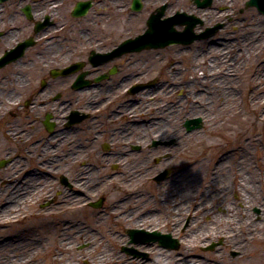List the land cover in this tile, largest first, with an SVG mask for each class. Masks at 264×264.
I'll return each mask as SVG.
<instances>
[{
    "label": "rangeland",
    "instance_id": "374dc122",
    "mask_svg": "<svg viewBox=\"0 0 264 264\" xmlns=\"http://www.w3.org/2000/svg\"><path fill=\"white\" fill-rule=\"evenodd\" d=\"M169 1L178 3L174 5L175 7L179 6L178 11L199 16L201 24L194 28L196 33L203 32L206 28L215 27V25H219V27L208 37L195 40L187 46L172 45L163 49L130 53L131 58L128 61L131 65L122 62L123 57H129L124 54L119 60L123 71L112 75L110 78L120 81L131 71L134 75L130 77L131 79L129 78V82L135 84L150 83L148 87L144 88L145 91L152 93V95H145L148 98L146 99L147 104L143 103L145 101H142L137 93L136 96L134 94L129 95L130 102L134 101L136 115L139 117L136 128L141 126L144 120L155 124L157 120L161 119L159 121L162 128L168 131L169 127H172L178 135L184 136L186 134V136L179 140V147H177L176 142L174 144L171 139H167L168 135H165L167 140L158 142L153 146L150 137H148L149 135H146L144 140L140 139L141 141H138L135 140L138 134L135 135V131H132L129 134H133L134 139L131 135L129 140L125 142H132L131 144L134 145L133 141H135L140 147L136 145V148L131 147L133 148L131 150L128 143L118 139L120 143L116 149L120 153V159L117 164L118 168L112 169L103 161L97 160L102 154V149L99 147L100 141L93 142L90 140V135H87V141H82V145L85 147V154L89 153V155L78 160V162H71L70 160L64 161L63 152L57 151L55 161L57 170L55 173L51 172L52 177L41 176L38 187L36 186L37 188L35 187L33 191L25 192L26 189H24L23 195L25 197L18 194L14 184L10 187L6 184L7 181L12 182L15 180L14 172L1 169L0 211L2 206L9 202L14 204L15 207L11 211H6L3 215L0 214V235L12 236L19 234L18 236L25 237L28 240L29 238L38 239L40 242L37 247L34 245L30 250L26 248L27 251L37 248L33 264H43L51 259L53 253L50 254L49 251L56 248L51 243L53 237L55 240L56 237L71 238L72 244L69 250L62 251L61 254L55 253V257L65 264L73 262V260H76V263L79 264H90V262L99 264L97 263V257L100 253L107 254L111 258L118 256L129 259L135 258L150 264L164 261L171 263L175 258L180 260L181 256L187 253L193 259L205 261L209 264H264L263 245H256L254 242H246L241 248L234 249L227 244L225 245L224 240L220 238L208 241L205 244H198L195 248L186 250L188 246L184 238L181 239L172 234L171 237L176 238L178 244L175 249H167L161 248L155 242L133 244L129 242V237L125 232L127 229H139L140 227L143 230L170 233L169 231L174 226L172 218L179 215L182 218L179 220L181 222L179 228L184 229L192 216H188L187 213L181 215V210L186 209L191 212L200 202L206 201L207 205L203 206L199 212L209 210V213L194 216L201 223L203 229L204 227H216L215 223L220 225L221 220H223V227L221 226L220 230L230 229L229 225H232L234 232L239 233V227L235 224L236 218L230 224L229 214H226L222 206L217 205L216 202L224 197L235 212H239L242 208L233 191L235 184H232L233 180L227 173L229 164L233 162L237 165L239 163L237 161L240 160L238 158L239 153L232 154L228 151L232 147L237 148L240 145L244 151L243 158L240 160L241 172L247 177L248 188L254 189L260 201L264 200V190L262 183L260 184L261 178L264 177V171L257 165L259 156L264 155V107L259 108L263 119L257 120L258 113L255 111L257 107L251 106L250 97L253 93L249 92V84H252L251 82L255 83L257 78L261 81V75H264V46L261 47L258 54L254 53V55L247 51H253V49L249 47L247 49L246 47L245 61L242 63L241 68L232 74L235 75L234 78L231 75V78L224 81L229 84L226 85V90H222V92L231 93V87H235L237 90V106L234 107V112L238 111L240 113L239 117L245 120L241 139H237L235 136L233 139H229L226 126L230 124L229 121L234 112H231L230 102L225 107L222 106V101L218 100L214 91L217 84L214 79L217 75H220L221 70L226 65L223 64L217 68L214 64L213 67L212 55L206 54L207 48L213 46L209 44L216 40L218 42L227 40L231 44H245V46H248L253 37L251 36L252 32L257 29H263L264 31V18L255 8L244 6L247 0H214L209 9H200V13L188 11L191 4L189 0ZM153 7L151 6L134 14L131 17L130 26L126 21L127 16L121 15V18L117 16L118 20H115L114 25L110 26L114 29L115 35L108 31L106 16H101L97 27L102 30H98V32L102 33L103 31V35L107 37V40L110 41L112 38L115 41L114 43L121 42L127 36L137 35L144 29V22L149 16V12L154 10ZM193 8H195L194 5ZM221 12L227 14L224 17L222 15L216 17V13ZM90 27L92 28V26ZM176 28L181 30V27ZM107 40L105 39V42ZM224 54L225 52L221 53V55ZM226 57H229V53ZM171 64H174L173 69L170 68ZM256 64H259V66H256ZM208 76H211V78L200 83L201 77ZM14 81L13 77H9L8 92L14 85ZM126 81H128L127 78L124 83ZM56 82H58L56 94L59 93V97H57L55 103H52L53 100L50 99L45 107H56L57 110H62L61 103L85 105V100L88 97L80 98L79 95L71 93L74 91L68 89V86L61 89L59 80ZM124 83L115 86V90L110 95L112 99L115 98V94L122 93L125 87ZM224 86L225 84L222 83L221 89H224ZM166 87H170L167 91H171L173 94L172 108L170 104H166L167 99H170L169 96L164 94H162L164 98L159 96ZM175 87H179V89ZM19 91L6 92L4 98L1 99L2 107H13L12 102L7 101L19 100L17 96ZM26 98V93H23L20 99L24 100ZM124 99L125 96L122 99L123 105ZM159 99H161V103L166 104V107H158L162 105L158 102ZM199 104H201V107H199ZM146 106L156 107L153 110L154 113L150 112L145 117L138 115ZM187 107H194L199 109L202 114L207 115V119L203 117L204 121L201 123V127H194L195 125L190 124L193 128L191 131H186L184 122L191 119L189 118L190 115L186 114L189 113L186 111ZM169 109L173 110L172 116L169 115ZM6 128L5 120H0V141L5 135ZM154 138L155 136H151V139ZM230 140H233V144ZM124 144L127 147L123 149ZM224 154L228 158L221 163V167L226 178L220 177L219 179L222 182L221 191L222 188L225 190L222 197H212V193L214 194L215 191L214 188L213 190L208 188L207 180L211 178L214 169L218 168L216 164L225 158ZM94 155L97 157H94ZM229 157L232 161H228ZM67 163L69 165L65 166L64 164ZM134 166H139L141 171L135 172L132 170L135 176L128 178L125 171L132 169ZM66 168H70V172L66 173ZM164 169L169 170L167 177L160 181H154L152 178ZM181 173L183 176L180 180L177 175ZM80 174H83L81 178L84 181L78 185L79 188L72 186L69 188V186L60 182L61 176L65 177L68 183L71 178ZM250 175L254 180L249 178ZM120 185H123L124 188L120 189ZM170 185L175 188H171ZM4 187L7 188L3 196ZM14 188L17 193L8 198L7 196ZM169 192L178 195L175 198V204L170 199L165 198L169 195ZM76 193L80 195L72 196ZM99 199H101V205L98 208L89 206L90 203ZM180 201L184 203L183 206L180 205ZM249 212L256 217L260 210L253 203ZM130 215H132L133 220H127ZM142 215L144 216L141 218L142 223L135 225L134 218L142 217ZM77 231L81 233V236L87 235L92 240L75 241L73 234ZM71 235L72 237H70ZM212 243L216 244L214 248H210ZM149 247L153 248L154 251H150ZM128 248H133L134 253L124 251V249L129 251ZM101 263L111 264L110 261H102ZM124 263L123 261L120 262V264Z\"/></svg>",
    "mask_w": 264,
    "mask_h": 264
},
{
    "label": "flooded vegetation",
    "instance_id": "af4514ba",
    "mask_svg": "<svg viewBox=\"0 0 264 264\" xmlns=\"http://www.w3.org/2000/svg\"><path fill=\"white\" fill-rule=\"evenodd\" d=\"M78 1L90 2V8L81 17L72 15ZM132 1H0V120H5L7 125L5 135L0 141V159L5 160L3 170L14 172L16 181L11 183L15 185L20 196L24 189L33 191L41 174L52 177L51 172L55 173L57 170V151L63 152L64 161L78 162L87 157L89 153L85 154V147L82 145V141H87V135H90L93 142L100 141L98 144L102 154L99 160L103 161L101 158L107 155L108 166L112 169L114 165L109 158L119 156L117 142L120 139L128 141L131 135L134 139L133 134H127L126 128L129 124L133 127L136 125V107H115L116 101L110 97L115 86L123 84L121 81L115 82L105 100L98 99L90 107L61 103L62 110H57L56 107H38L37 103L34 104L35 95L45 93V90L53 100L52 103L56 102L59 97V93L56 94L57 80L61 89L68 86V89L76 92L73 85L83 86L78 91L90 89V85H108L112 75L123 71L119 60L124 54H114L119 43H114L112 38H108V41L103 31L98 32L102 29L97 24L99 17L106 16L108 31L115 35L110 26L118 20L115 16L119 10L128 7L130 24L131 17L137 14L131 8ZM176 3L169 0H141V11L151 6H154V10L163 6L166 11ZM109 16L114 17L112 24L108 22ZM126 56L129 57H123L122 60L131 58L130 54ZM113 70L116 71L115 74ZM9 77H13L15 81L8 92ZM78 78H81V83H76ZM15 90H20L17 95L19 100H12L13 107H2L1 99L4 94ZM23 93H26L27 98L21 100ZM122 94L124 95L123 91ZM130 108L133 112L129 111ZM65 171L70 172V168ZM66 186L71 188V180L66 182Z\"/></svg>",
    "mask_w": 264,
    "mask_h": 264
},
{
    "label": "bare ground",
    "instance_id": "6f19581e",
    "mask_svg": "<svg viewBox=\"0 0 264 264\" xmlns=\"http://www.w3.org/2000/svg\"><path fill=\"white\" fill-rule=\"evenodd\" d=\"M158 1L159 0H155V2H158ZM176 10H178V9H177V7L174 6L169 11L166 10L165 12H167V14L169 15V14H172ZM188 11L192 12V13L194 11L197 13H200V11L193 8L192 4H190ZM127 12H128V7L119 10L118 14H116V15L119 18H121L120 17L121 15L127 16L126 21L129 23L128 26H130V16L127 14ZM226 14L227 13H224V12L216 13V17L220 16V15H222L224 17ZM117 16H115L116 19H118ZM108 22L112 24L114 22V17L109 16ZM168 29H169V26L164 24V26L161 27V33L165 34L166 32H170V31H166ZM126 31H128V30H126ZM251 36H253V37H252V40L248 43V46H245V44H231L227 40H222L221 42H218L216 40L212 44H209V45H213V46H209L206 50V54L208 53V54L212 55L211 57L213 58L212 59L213 67H214V64L216 65L217 68L223 64L226 65V67L221 70L220 75H217L216 78L214 79L217 83L214 91L217 95L218 100L222 101V106L225 107L230 102L229 107H232V111L230 110L231 112H234V107L237 106L236 105L237 104L236 96L238 94L236 93L237 90L235 87L230 88L231 93L222 92V90H226V85L229 84V83H225L224 81L228 78H231V75L236 73L241 68L242 63L245 61L244 54H245L247 49H249V48L253 49V51L252 50H247V51L251 55H254V53L258 54L261 47L264 46V31H263V29L262 30L257 29L256 31L251 33ZM148 40H151L152 42L159 41L160 40V34H158L157 32H152L148 36ZM246 47H247V49H246ZM126 51L127 50L125 48H123V52H126ZM224 52H225V54L221 55V53H224ZM227 53H229V57H226ZM126 55H129V54H126ZM122 62L126 63L127 65H131V63L128 60H122ZM228 65H231V66H228ZM120 66H121V63H120ZM173 66H174V64H171L170 68L173 69ZM256 66H259V64H256ZM112 72L114 74L116 73L115 70H113ZM133 75H134V73L129 71V74L127 77L128 81H126V83H124L125 78H123V79L121 78V80H120L125 85V87L123 88V93L125 95V99H124L125 100L124 101L125 107H134L133 103L130 102L131 99H129V95L131 93H133L134 95L136 93L138 95H140V98L142 99V101H145V102H143L144 104H147L146 99H148L145 97V95L146 94L152 95V93L144 90L145 86L148 87L150 85V83L148 85H145L143 82L137 83V84L131 83V81L129 82V78L132 77ZM234 76L235 75H232L233 78H234ZM261 76H262L261 81H259V78H257L255 83L251 82L252 84H249V92L253 93L250 97V104L252 107H257L255 109V111H257V113H258L257 114V120L263 119V116L259 112V108L264 107V75H261ZM208 78H211V76L201 77L200 83L205 82ZM134 80L136 81L137 79L135 78ZM88 82H90V80H88ZM88 82H85V83L88 84ZM115 82H117L116 79L115 80L109 79L108 85H106V83H102V84L96 85V86L90 85V87H91L90 89L84 88V89H81L80 91H78V89H80L83 86H81L80 84L73 85V88L75 89L76 92H71V93H75L77 96L79 95L80 98L88 97L87 100H85V102H86L85 107H90V105L92 103H97L98 99L99 100H105L107 95H109V93H111V90L114 88ZM80 83H81V81H80ZM222 83L225 84L224 89H221ZM106 87H108V88H106ZM200 87H201V84H200ZM169 88L170 87H166L165 90L162 91L159 96L163 97L162 94H164L165 96H169L170 99L169 98L167 99L166 104L167 105L170 104V106L172 108L173 94L171 91L170 92L167 91ZM175 88L179 89V87H175ZM182 93H184V91H182ZM124 95L122 93H119L115 96L114 99H112V100L116 101V103H114L115 107H122L123 106L122 99L124 98ZM141 95H143V96L141 97ZM49 99H50V95L46 92L45 93L42 92L40 94L35 95L34 104L37 103L38 107H44L45 104L47 105L50 102ZM7 102H13V101L8 100ZM158 102L161 103L162 102L161 99H159ZM161 104L162 105H160L158 107H161V106L166 107L165 103H161ZM199 107H201V104H199ZM154 108H156V107H147L146 106L143 108L142 111H140L141 114H138V115L145 117V116L149 115L150 112L154 113V111H153ZM129 111L133 112L132 108H130ZM168 111H169V115L172 116L173 110L169 109ZM186 111L189 112L186 114L188 116L190 115L189 118H191V120H193L192 122H194V123L197 122L200 127L202 126L201 123L204 121L203 117L207 119L206 114H202L199 109H195L194 107H187ZM127 112H128V110H127ZM203 113H204V111H203ZM125 114H126V112L123 113V116ZM173 114H174V112H173ZM134 115L136 117L135 122H137L139 120V117L136 115V113ZM82 116H83V114H82ZM239 116H240V113H238V111H235L234 114L231 116V120L229 121L230 124H228L226 126V130L229 132V134H228L229 139H233L234 136L237 137V139H241V137L243 136L242 127L245 123V120H243ZM129 118L132 119V117H129ZM185 118H187V117H185ZM159 120H161V119H159ZM159 120H157L155 124L150 123V121H148V120H144L142 122L143 124L141 126H137V128H136V125H134V127H133L132 124H129V126H127V128H126L127 134L134 131V129L136 128L135 129V135L136 134H138V135H136L135 140L136 139L138 141H141L140 139L144 140L145 136L149 135L148 137H150L151 142L156 141V140L161 142V141H165L167 139H171L172 143L175 144V142H176L177 147H179V145H178L180 142L179 140H181L183 137H185L186 134L184 136H180L177 134L175 129L174 130L172 129V127H169V129L167 131V129L162 128L161 122ZM167 125H168V123H167ZM95 131L97 132V130H95ZM234 132H235V135H234ZM120 135H121L120 136V138H121L122 133ZM165 135H168L169 137L167 138V137H165ZM151 136H155V138L151 139ZM125 140H127V139H125ZM230 142L233 144V140H230ZM119 143L120 142L118 141L117 145H119ZM124 143H128L129 148L131 150H132L131 147L135 148V146L138 145V144H136V142H134V145L131 144L132 142L130 143V142L124 141ZM125 147H127V145L125 146V144H124L123 149ZM117 151H118V149H117ZM228 153H232V154H238L239 153L240 156L238 158H240V160H241V158H243L244 151L242 149V146L240 145L237 148L232 147L228 151ZM118 155H120V153ZM94 157H97V156L94 155ZM224 157L225 158L223 160H221L220 162H218L216 164L218 166V168L214 169V172H213L211 178H208V180H207L208 188L211 190H213V188H214V191H215L214 194L212 193V197L213 196L222 197L223 191L225 190L224 188H222V191H221L220 188L222 186V182L219 179L220 177L226 178V176L223 174V169L221 167V163H223L224 160H227L226 158H228V157L225 154H224ZM106 158L108 159L107 155H103V157L101 159L103 160V162L105 164L109 165ZM98 159H100V156L97 158V160ZM119 159H120V156L113 157L112 159L109 158V160L114 162L116 165L119 163ZM240 160L237 161V163L239 162L237 165L234 164L233 162H231L229 164L228 169H227V173H228V176L230 175V178L233 180L232 184L233 183L235 184L233 191L237 196L238 202L241 203L242 208L239 210V212H237V211L235 212L232 209V207L229 205V202L224 197H222L223 198L222 200L216 202L217 205L222 206V208L224 209V212L226 214H229L230 224H232V221L236 218L235 224L238 225V227H239V233L234 232L232 225H229L230 229H227L225 231H223V229L220 230V227L221 226L223 227V220H221L220 225H219V223H215L216 227H214V226H212L210 228L204 227V229H203L201 223H199L198 220L194 217L196 214L203 215V214L209 213V210H201V212H199V210L203 206L207 205V202L203 201V202H200V204L198 206L196 205L192 209L191 212H188V210H186V209L181 210V215L187 213L188 216L189 215L192 216V219H190L189 223L186 225V228H184V229L179 228L180 223H181L179 220L182 219V218H180V215L179 216H173L172 219L174 220L173 221L174 226L171 228V231H169L170 233H162L163 234L162 240L167 241L168 247L171 246L173 243H178L176 238L171 237V235L174 234L178 238H181V239L184 238V241L186 242V245L188 246V248H186V250H190L191 248H195L198 244H205L208 241H212V240H216V239H220V238H222V240H224L223 243L225 245L227 244L234 249L241 248L243 245H245L246 242H254L256 245L262 244L263 249H264V200L260 201L258 199L257 195L255 194L254 189L251 190L250 188H248L247 177H246V175H244L241 172L242 171V165H241ZM228 161H232L231 157H229ZM257 165L259 166V168L261 170L264 171V155L259 156V159L257 160ZM116 168H118V167H116ZM132 170L135 172L141 171L139 166H134L132 169L126 170L125 173H126V175H128V178L135 176V173H133ZM207 172L209 173V171H207ZM41 175L44 177L46 174H44V175L41 174ZM81 175H83V174H80L74 178H71L72 187L79 188L78 185L82 181H84V179L81 178ZM177 176H178V179L181 180V177L183 176V174L181 173L180 175H177ZM249 178L254 180V178H252L251 175L249 176ZM185 180H186V178H185ZM9 183H11V182L7 181V183H6L7 185H9L8 187H10L13 184V183H11V184H9ZM261 183H262V187L264 190V177L261 178L260 184ZM170 186H171V188H175L172 185H170ZM6 188L7 187H4V189L2 191L3 196L5 194L4 192H5ZM119 188L123 189L124 186L120 185ZM25 192H29V191H25ZM16 193H17V191L14 188L7 197L10 198L12 195H14ZM164 193H163V195H164ZM76 194L80 195L79 193H76ZM76 194H72V196H75ZM177 196L178 195L176 193L169 192V195L165 196V198L170 199V201L175 204V201H176L175 198ZM23 197H25V195H23ZM253 203H255V206L258 207L260 210L259 214L256 217L249 212ZM180 205L183 206L184 203L180 201ZM4 206H2V209L0 211V214H2V215L6 211H11V209H13V207H15L14 204H11L10 202L6 203ZM178 208H180V206H178ZM171 210L175 211L174 209H171ZM131 216L132 215L128 216L127 220H133L131 218ZM143 217L144 216L142 215V217L139 216V217L134 218V224L140 225L142 223L141 218H143ZM227 218H228V215H227ZM176 230H177V232H176ZM18 235L19 234H14L12 236L0 235V264H33V262L35 261V255H36L35 253L37 251V248H35L31 251H29V250L34 245L37 247V244L40 241L38 239H35V238H32V239L29 238V240H28L25 237H21ZM73 236H75V239H74L75 241H78V240L90 241V240H92V238H89L87 235L81 236V233L79 231L75 232L73 234ZM70 237H72V235ZM66 238L67 239H62L60 237L59 238L56 237V240L54 237L51 238V243L53 246H56V248L49 251L50 254L53 253L52 257H51V259H49L47 262H44L43 264H65L64 262L60 261L58 258L55 257V253L61 254L62 251L70 249L71 244H72V242L70 241L71 238H68V237H66ZM138 239L140 242L142 241L141 242L142 244H145L148 242V240L144 239V236L142 238H138ZM135 243H137V242H135ZM159 246H161V245H159ZM215 246H216V244L212 243L210 245V248L211 247L214 248ZM162 247H164V246H162ZM26 248H28L29 250L27 251ZM131 250L135 251L133 248H130V250L128 252L131 253ZM149 250L154 251V249L150 248V247H149ZM98 256L99 257H97L98 258L97 263H99V264H102L101 263L102 261H104V262L110 261L111 264H120L121 261L125 262L126 264H150L146 261L141 262V260H136L135 258L129 259L127 257L122 258L119 256L116 258H111L107 254H103V253H100ZM121 258H122V260H121ZM155 263L156 264H158V263H160V264H164V263L165 264H209L208 262H205V261L203 262L201 260L193 259V257L189 253L182 255L180 260H178V258H175L174 260L171 261V263H168V262L166 263L165 261L164 262H155ZM67 264H79V263H76V260H73V262H70ZM90 264H94V263L90 262Z\"/></svg>",
    "mask_w": 264,
    "mask_h": 264
},
{
    "label": "water",
    "instance_id": "95a60500",
    "mask_svg": "<svg viewBox=\"0 0 264 264\" xmlns=\"http://www.w3.org/2000/svg\"><path fill=\"white\" fill-rule=\"evenodd\" d=\"M248 6H256L257 9L264 15V0H249L247 2V7ZM152 46H156V44H152ZM161 242H163L162 238Z\"/></svg>",
    "mask_w": 264,
    "mask_h": 264
}]
</instances>
